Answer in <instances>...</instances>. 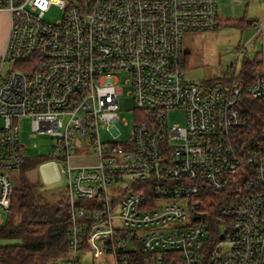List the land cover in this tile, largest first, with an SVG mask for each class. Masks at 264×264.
<instances>
[{
    "label": "built area",
    "instance_id": "built-area-1",
    "mask_svg": "<svg viewBox=\"0 0 264 264\" xmlns=\"http://www.w3.org/2000/svg\"><path fill=\"white\" fill-rule=\"evenodd\" d=\"M52 6L63 10L56 24L45 21ZM0 11L11 16L0 226L26 156L19 120L30 118L31 136L51 135L65 165L71 225L60 264H82L84 251L94 264H264V118L245 106L258 101L264 114V21L252 80L233 63L196 83L185 38L220 28L218 0H0ZM176 112L182 125L169 122Z\"/></svg>",
    "mask_w": 264,
    "mask_h": 264
},
{
    "label": "trees",
    "instance_id": "trees-1",
    "mask_svg": "<svg viewBox=\"0 0 264 264\" xmlns=\"http://www.w3.org/2000/svg\"><path fill=\"white\" fill-rule=\"evenodd\" d=\"M223 25L244 28L242 22L231 21ZM241 64L239 78L247 76L252 80L255 64L244 59ZM245 102L251 118L263 120L262 104L249 99ZM46 160L45 156H24L16 171L12 208L0 226V264H60L69 256L71 211L65 189L63 193L50 195L38 185L41 182L33 184L27 178L28 173Z\"/></svg>",
    "mask_w": 264,
    "mask_h": 264
},
{
    "label": "rangeland",
    "instance_id": "rangeland-1",
    "mask_svg": "<svg viewBox=\"0 0 264 264\" xmlns=\"http://www.w3.org/2000/svg\"><path fill=\"white\" fill-rule=\"evenodd\" d=\"M63 10L58 6H52L45 16V21L48 23H55L62 19ZM255 10L254 13H258ZM241 39V32L239 28L231 26H222L217 31L197 33L196 35H188L185 38L184 49L190 53L187 61V78L189 81L196 83H206L207 80L220 79L226 75L229 65L236 61L237 50ZM243 53L240 54L236 65L241 67V60ZM127 91V89L125 90ZM121 115L128 122V126L119 124L120 128L125 134H128L133 127V114L131 100L126 96H121ZM184 121V113L176 112L169 114L170 124L182 125ZM3 121L0 119V127ZM20 138L25 145V155L27 157H47L39 166H36L35 171L28 173L27 178L31 183H36L37 179L41 183L42 190H47L48 194L63 193L65 189L66 180L61 176V170L65 167L64 164L51 158L54 153V141L51 135L42 134L37 137H32L31 120L30 118L20 119ZM17 185V177L13 179ZM43 183V184H42ZM171 204L172 201H166ZM224 232V229L221 228ZM210 235V234H209ZM82 264H94L92 255L89 251H84L81 254Z\"/></svg>",
    "mask_w": 264,
    "mask_h": 264
},
{
    "label": "crops",
    "instance_id": "crops-1",
    "mask_svg": "<svg viewBox=\"0 0 264 264\" xmlns=\"http://www.w3.org/2000/svg\"><path fill=\"white\" fill-rule=\"evenodd\" d=\"M255 10H259V12L254 13ZM218 11L221 20L220 28L226 22L243 23L244 28L240 30L241 39L239 45L236 46V61L233 63H235L236 70L242 73V66L238 69L236 63L240 54L243 53V57L240 59L241 63L243 59L254 63L253 71L255 75L260 70V52L262 49V41L256 34V28L264 21V0H218ZM10 30V14L0 11V56L5 52ZM186 53L189 59L190 53L187 51Z\"/></svg>",
    "mask_w": 264,
    "mask_h": 264
}]
</instances>
